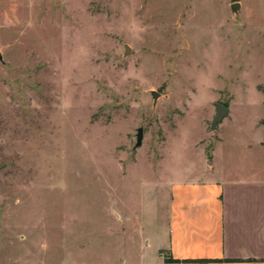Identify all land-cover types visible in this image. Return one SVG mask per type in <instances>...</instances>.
I'll return each instance as SVG.
<instances>
[{
	"label": "rangeland",
	"instance_id": "rangeland-1",
	"mask_svg": "<svg viewBox=\"0 0 264 264\" xmlns=\"http://www.w3.org/2000/svg\"><path fill=\"white\" fill-rule=\"evenodd\" d=\"M0 55V264H132L172 180L263 138L264 0H0Z\"/></svg>",
	"mask_w": 264,
	"mask_h": 264
},
{
	"label": "crops",
	"instance_id": "crops-1",
	"mask_svg": "<svg viewBox=\"0 0 264 264\" xmlns=\"http://www.w3.org/2000/svg\"><path fill=\"white\" fill-rule=\"evenodd\" d=\"M220 148L168 182L165 224L132 264H264V127L238 156Z\"/></svg>",
	"mask_w": 264,
	"mask_h": 264
},
{
	"label": "water",
	"instance_id": "water-1",
	"mask_svg": "<svg viewBox=\"0 0 264 264\" xmlns=\"http://www.w3.org/2000/svg\"><path fill=\"white\" fill-rule=\"evenodd\" d=\"M237 9H238L237 4H233L231 6L232 11H236ZM128 54H129V49H128V47H126L124 55H128ZM0 59H1V55H0ZM151 96L154 100L156 99V93L152 92ZM215 108H216V115L210 123V130H211L213 135L216 132V128H217L218 124L222 121V119H224L225 117L228 116V109L225 106H223L222 104H216ZM141 142H142V130L138 129L137 135H136V144H135L134 148L140 147Z\"/></svg>",
	"mask_w": 264,
	"mask_h": 264
}]
</instances>
